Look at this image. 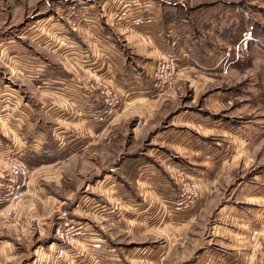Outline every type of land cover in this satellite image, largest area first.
<instances>
[{"label":"rangeland","instance_id":"1","mask_svg":"<svg viewBox=\"0 0 264 264\" xmlns=\"http://www.w3.org/2000/svg\"><path fill=\"white\" fill-rule=\"evenodd\" d=\"M22 113L12 149L36 119L62 152L0 202V264H61L72 226L107 243L76 264H264V0H0V115Z\"/></svg>","mask_w":264,"mask_h":264},{"label":"crops","instance_id":"2","mask_svg":"<svg viewBox=\"0 0 264 264\" xmlns=\"http://www.w3.org/2000/svg\"><path fill=\"white\" fill-rule=\"evenodd\" d=\"M26 110V109H25ZM24 111V109H23ZM27 111V110H26ZM3 116L0 115V121L3 122V125H0L1 127V136H0V150L4 147V146H8L10 147L11 144L15 142L14 138L16 137V126H18L17 128H19V126H22V120L25 118V114L22 113V115H19V118H12L14 116L11 115V118L13 121H15V123H11L10 125L7 124V122L4 123L5 118H3ZM28 117V116H27ZM25 124V121L23 122V125ZM47 126V125H46ZM25 130L27 132L28 135H31L32 139V143L30 144V147H34L35 150H33V148H31V150L33 151L32 153H29L28 160L31 161L35 156H38V159H42L41 157H52V158H58L61 155V151H59V146L55 140V138L52 137L51 134H49V131L47 130V128L45 127V124H43L42 122L36 120V119H29V121H27L26 125L24 126ZM15 128V129H14ZM22 130V128H21ZM42 134V135H41ZM6 136V138L8 139H4V137ZM11 141V142H10ZM19 144L21 141H17ZM15 144H13L12 146H14ZM4 149V148H3ZM39 150L42 152H39ZM3 151V150H2ZM7 151V150H4ZM5 154V152H2ZM31 154V155H30ZM54 156V157H53ZM2 170L0 167V183L2 184L1 187H5L7 185V175L5 172V167L2 166ZM48 204V203H47ZM98 205V203H97ZM95 210H97L96 212L102 214V215H109L110 213H112L111 207L106 204V203H102L100 206H98ZM78 224V222H76ZM80 224H86V222H79ZM105 237L102 236L101 234H91V233H87L86 235H83L80 237L79 239V244H77L75 247H73L72 250H70L69 252H67L65 254V256L62 258L63 262L61 264H76V262H83V259L85 258V256H91V255H95V254H99L101 253V246L102 243L107 244L105 242ZM89 244H91V248L89 247ZM85 244V246L83 245ZM109 246V245H108ZM110 247V246H109ZM113 248V247H110ZM49 250V249H48ZM84 250V252H83ZM46 250L44 249V247H40L36 250V254L37 257L33 258L31 263L32 264H37L39 263V259L42 257H45V255H47L49 252H45ZM81 254H83L84 258L82 259L81 257H79ZM106 255V253H105ZM51 256V255H50ZM79 257V258H78Z\"/></svg>","mask_w":264,"mask_h":264},{"label":"built area","instance_id":"3","mask_svg":"<svg viewBox=\"0 0 264 264\" xmlns=\"http://www.w3.org/2000/svg\"><path fill=\"white\" fill-rule=\"evenodd\" d=\"M17 147L19 149V146H13ZM22 147V146H21ZM7 157V185L4 187V199L0 200V202H12L19 200L25 193V188L27 187V178H28V168L26 166L25 160H27L28 151L22 152L23 148L20 149V152H17L12 149V146H4L3 147ZM20 153V154H19ZM68 225V224H67ZM70 228V227H69ZM78 228H70L69 230H66L64 234L60 233L59 239L60 243L57 244L55 247L58 252L57 258H63L66 252H69L75 247L80 239L79 232L76 231ZM67 243L66 245L69 246L68 249H65L63 247V244Z\"/></svg>","mask_w":264,"mask_h":264},{"label":"trees","instance_id":"4","mask_svg":"<svg viewBox=\"0 0 264 264\" xmlns=\"http://www.w3.org/2000/svg\"><path fill=\"white\" fill-rule=\"evenodd\" d=\"M170 15H172V14H170V13H168V14H166L165 16H164V23H168V22H172L173 20H175V19H178L177 18V16H175L174 17V19H170ZM42 159H45L46 161H49L51 158H49V157H46L45 156V158H43V157H41ZM35 160H39L38 159V156H35L31 161H35Z\"/></svg>","mask_w":264,"mask_h":264},{"label":"bare ground","instance_id":"5","mask_svg":"<svg viewBox=\"0 0 264 264\" xmlns=\"http://www.w3.org/2000/svg\"><path fill=\"white\" fill-rule=\"evenodd\" d=\"M74 224H76L77 225V223L76 222H73ZM76 228H78L79 230H80V232H81V230H82V232H83V234H79V237H81V236H83V235H86L87 234V232H85L82 228H79V227H76ZM79 232V233H80ZM67 253V252H66ZM65 253V254H66Z\"/></svg>","mask_w":264,"mask_h":264}]
</instances>
